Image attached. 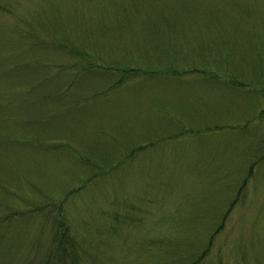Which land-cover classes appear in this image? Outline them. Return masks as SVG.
Segmentation results:
<instances>
[{
  "label": "rangeland",
  "instance_id": "1",
  "mask_svg": "<svg viewBox=\"0 0 264 264\" xmlns=\"http://www.w3.org/2000/svg\"><path fill=\"white\" fill-rule=\"evenodd\" d=\"M0 264H264V0H0Z\"/></svg>",
  "mask_w": 264,
  "mask_h": 264
}]
</instances>
